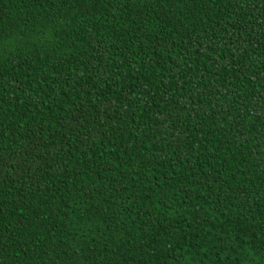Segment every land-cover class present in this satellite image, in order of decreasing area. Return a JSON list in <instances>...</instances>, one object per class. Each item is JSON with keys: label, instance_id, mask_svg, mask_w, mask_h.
<instances>
[{"label": "trees", "instance_id": "1", "mask_svg": "<svg viewBox=\"0 0 264 264\" xmlns=\"http://www.w3.org/2000/svg\"><path fill=\"white\" fill-rule=\"evenodd\" d=\"M0 264H264V0H0Z\"/></svg>", "mask_w": 264, "mask_h": 264}]
</instances>
